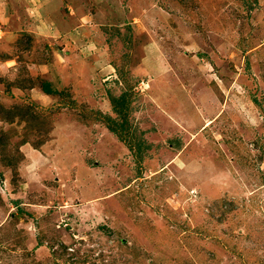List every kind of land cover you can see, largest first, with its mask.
Segmentation results:
<instances>
[{
	"label": "rangeland",
	"instance_id": "rangeland-1",
	"mask_svg": "<svg viewBox=\"0 0 264 264\" xmlns=\"http://www.w3.org/2000/svg\"><path fill=\"white\" fill-rule=\"evenodd\" d=\"M0 1V264H264V0Z\"/></svg>",
	"mask_w": 264,
	"mask_h": 264
},
{
	"label": "crops",
	"instance_id": "crops-1",
	"mask_svg": "<svg viewBox=\"0 0 264 264\" xmlns=\"http://www.w3.org/2000/svg\"><path fill=\"white\" fill-rule=\"evenodd\" d=\"M0 5H2L1 1H0ZM1 22L2 21H0V23ZM0 31L4 34V37H7V38L12 37L14 35V33L10 32V30L7 28H6V31L5 30H0ZM1 42H2V44H1L2 46H4V47L8 46V48L10 47V43L7 39L4 38L3 40H1ZM155 53L158 54L157 52H155ZM154 56H156V55H153L151 53V56H150V54H147V56L144 57V59L142 61V65H141L142 70H143L142 66L145 65V69H146V66H148L147 64H149L148 68L149 69L151 68V61H152V59H154ZM61 57L64 58L63 60L70 61V60H73V57H75V56L71 53L70 55L64 54ZM150 58H152V59L150 60ZM147 61H149V62H147ZM73 62H74V60H73ZM20 63H21L20 61L14 60L12 58H4L2 60L1 67H2L3 72L8 73L9 76H14L17 74L16 79L15 80L12 79L13 81L11 84H9V87H8V83H6L7 81L5 82V80H4V83H2L1 88H2V93H4V95H3L4 100H6V98L8 97L9 99H12L11 101L14 102V104H21V102H25V100L30 101V102L33 101V102L39 103L41 105L51 104L52 101L56 99L54 97L55 94L52 95V94L44 93L41 90L40 86L38 87V86H36V84H30L29 83V80H30L29 77H26L27 79H24L23 77H21V75H18V74H20V67L16 64H20ZM26 65L29 68H31V70H33L32 67L29 66L30 64L26 63ZM32 65L35 66V64H32ZM39 66L42 68H45L44 72L42 73L44 75L43 77H45V78L50 77V71H49L50 67H48V65H46L44 63L39 64ZM152 66L153 67L160 66V64H156V63L152 62ZM73 68H74L75 73L83 70L84 66L82 64V61L79 62V59H78L76 61V63H74ZM57 69H58L57 74L59 76L62 77V75L66 74L65 71L61 72L60 67H57ZM62 70H64V67ZM16 72H18V73H16ZM4 76H5V74H4ZM47 80L49 82H52L51 87H52V89H55L53 87H54V85H57V84L54 83L53 80H50L48 78H47ZM73 82H74V80H73ZM5 83H6V86L4 87ZM61 83L65 84V82L63 80ZM74 85H76V87H79L78 86L79 85V79L78 80L76 79V81L74 82ZM57 87L59 88V86H57ZM23 148L26 150V152L28 154L26 159H27L28 163H30L29 155L30 156L34 155V150H33V148L30 149L27 143L23 145Z\"/></svg>",
	"mask_w": 264,
	"mask_h": 264
},
{
	"label": "trees",
	"instance_id": "trees-1",
	"mask_svg": "<svg viewBox=\"0 0 264 264\" xmlns=\"http://www.w3.org/2000/svg\"><path fill=\"white\" fill-rule=\"evenodd\" d=\"M29 83L30 84H35L34 81H31V80H29ZM40 88L46 94H54L55 93V90L52 89L51 84L47 80H46V82H44L43 84L40 85ZM115 102L119 103V102H121V99H120V101H119V99H116L115 101H114V99H112L113 108H116L117 107L116 104H115ZM15 106L18 107V105H15ZM14 117L17 118V117H20V116H19L18 113H14ZM107 127H108V129L111 132L115 133L119 137V134L117 132V129H116L115 125L109 123L107 125Z\"/></svg>",
	"mask_w": 264,
	"mask_h": 264
}]
</instances>
